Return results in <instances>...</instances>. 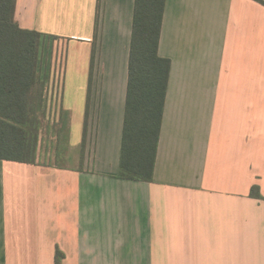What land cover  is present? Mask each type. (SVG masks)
I'll list each match as a JSON object with an SVG mask.
<instances>
[{"label": "crops", "instance_id": "obj_1", "mask_svg": "<svg viewBox=\"0 0 264 264\" xmlns=\"http://www.w3.org/2000/svg\"><path fill=\"white\" fill-rule=\"evenodd\" d=\"M134 4L17 0L23 28L84 47L63 72L43 63L51 84L61 75L55 116H80L70 143L81 153L77 166L0 159V264H57L58 249L61 264H264V4L166 1L159 53L172 67L153 181L118 177Z\"/></svg>", "mask_w": 264, "mask_h": 264}, {"label": "trees", "instance_id": "obj_2", "mask_svg": "<svg viewBox=\"0 0 264 264\" xmlns=\"http://www.w3.org/2000/svg\"><path fill=\"white\" fill-rule=\"evenodd\" d=\"M167 0H135L129 73L118 177L153 181L172 62L159 46ZM264 4V0H256ZM17 0H0V159L37 164L45 129L60 141L68 129L66 110L50 120L57 88L41 55L45 33L16 20ZM55 37V36H54ZM57 38V37H55ZM97 41V35L96 39ZM94 40V42H96ZM96 50L92 52L82 158L89 126V102ZM63 129V130H62ZM65 130V135L68 131ZM252 195L261 196L258 186ZM64 253H56L61 264Z\"/></svg>", "mask_w": 264, "mask_h": 264}, {"label": "rangeland", "instance_id": "obj_3", "mask_svg": "<svg viewBox=\"0 0 264 264\" xmlns=\"http://www.w3.org/2000/svg\"><path fill=\"white\" fill-rule=\"evenodd\" d=\"M60 38V37H59ZM47 38H44V41ZM49 39L52 40L51 44L48 41ZM46 41L48 42V45L45 47L44 43L41 47V55L42 60L55 63L58 65V69H61L62 72L64 71V68L67 66L68 63L71 62H83L85 60V51L84 47L81 44H72L69 41H59L55 43V46L53 47V41L57 38L50 37ZM59 45V46H58ZM52 46V47H50ZM96 50L97 46L95 42L92 45V52ZM91 59H92V53H91ZM65 65V66H64ZM91 69V68H90ZM60 82H61V75H59L58 84L55 83V86L57 87L58 91H60ZM55 89V90H56ZM57 91V92H58ZM67 116H65V119L67 120L68 129H62L63 131L60 134V141H58L57 137L54 136L53 132H50L51 130L45 129L43 132V139L41 142V149H40V162H47V164H60L64 166H77L79 165V155L81 153V148H73L71 147L70 143V136H71V124L72 121H77L80 119V116L73 115V111H71L70 115L69 112ZM58 119V116L56 117L54 113L50 115L51 121H56ZM65 130L68 131V133L65 135Z\"/></svg>", "mask_w": 264, "mask_h": 264}]
</instances>
